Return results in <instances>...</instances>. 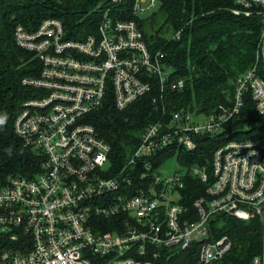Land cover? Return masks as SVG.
Wrapping results in <instances>:
<instances>
[{"label":"built area","instance_id":"built-area-1","mask_svg":"<svg viewBox=\"0 0 264 264\" xmlns=\"http://www.w3.org/2000/svg\"><path fill=\"white\" fill-rule=\"evenodd\" d=\"M157 2L134 0L132 13H150ZM237 3L236 15L257 12L262 19L254 65L205 121L182 107L169 121L149 123L119 167L88 117L109 98L124 110L155 91L153 102L165 112L167 95L184 89L186 78L174 75L165 52L150 50L137 19L122 18L126 0L100 3L96 32L83 38L71 36L59 18L35 29L17 25L16 44L39 69L22 80L31 96L14 131L42 162L33 177L11 176L0 186V264H157L163 251L189 250L199 264H212L233 248L228 235L214 234L220 217L258 219L264 227V131L259 123L232 128L248 119V98L264 117V0ZM225 132L234 135L207 163L162 158L174 148L195 151L201 136ZM171 160L177 168L168 172ZM191 180L203 185L202 194H188ZM244 264H264V248Z\"/></svg>","mask_w":264,"mask_h":264},{"label":"trees","instance_id":"trees-1","mask_svg":"<svg viewBox=\"0 0 264 264\" xmlns=\"http://www.w3.org/2000/svg\"><path fill=\"white\" fill-rule=\"evenodd\" d=\"M109 0H0V186L9 177H33L39 171L42 158L24 146L14 131V121L22 102L31 96L22 84L24 77L38 74V63L32 54L17 46L15 28L19 24L37 28L47 18H59L71 36L83 38L96 32L101 17L99 4ZM126 0L121 9L122 18L140 22L146 42L152 52L166 53L167 63L174 75L186 78L184 89L170 92L166 111L153 102L154 95L141 98L128 108L119 110L109 98L103 108L88 117L100 137L110 145V161L115 167L123 165L133 154L149 123L162 117L166 121L182 107L209 114L228 94L235 91L237 78L251 68L257 59L262 33L261 16L236 15L241 8L237 0H158L150 13L134 16L132 4ZM108 5V3H107ZM107 5L103 6L104 9ZM259 7L255 6L254 10ZM181 31L180 39L173 36ZM111 97V96H110ZM247 120L238 119L233 129L245 123H259L264 131V117L253 111L248 98L245 110ZM165 113V114H163ZM164 118V119H165ZM261 123V124H260ZM263 124V125H262ZM234 134L203 135L195 151L174 148L162 158L176 154L181 162L204 164L225 139ZM187 190L193 197L203 193L204 187L190 181ZM195 188L198 192L194 191ZM214 225L218 237L228 235L233 240L231 252L212 264H244L262 253L264 227L260 220L242 221L234 217H220ZM157 264H199L196 250L180 253L163 251Z\"/></svg>","mask_w":264,"mask_h":264},{"label":"rangeland","instance_id":"rangeland-1","mask_svg":"<svg viewBox=\"0 0 264 264\" xmlns=\"http://www.w3.org/2000/svg\"><path fill=\"white\" fill-rule=\"evenodd\" d=\"M197 119L200 120V121H205L207 119V116L205 114H202L201 116H198ZM167 167L169 168V169L167 168L168 172L173 171L174 169L177 168L176 161L175 160L169 161L168 164H167ZM214 234H216V231L214 232ZM221 236H223V235H221Z\"/></svg>","mask_w":264,"mask_h":264},{"label":"clouds","instance_id":"clouds-1","mask_svg":"<svg viewBox=\"0 0 264 264\" xmlns=\"http://www.w3.org/2000/svg\"><path fill=\"white\" fill-rule=\"evenodd\" d=\"M3 123V120L2 119H0V124H2Z\"/></svg>","mask_w":264,"mask_h":264}]
</instances>
